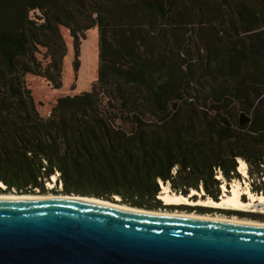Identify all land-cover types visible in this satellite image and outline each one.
Returning <instances> with one entry per match:
<instances>
[{
	"label": "trees",
	"instance_id": "obj_1",
	"mask_svg": "<svg viewBox=\"0 0 264 264\" xmlns=\"http://www.w3.org/2000/svg\"><path fill=\"white\" fill-rule=\"evenodd\" d=\"M61 26L98 28V79L43 117L26 75L60 86ZM239 159L264 193V0H0L5 191L45 193L59 173L67 195L151 210L169 206L160 180L218 200Z\"/></svg>",
	"mask_w": 264,
	"mask_h": 264
},
{
	"label": "water",
	"instance_id": "obj_2",
	"mask_svg": "<svg viewBox=\"0 0 264 264\" xmlns=\"http://www.w3.org/2000/svg\"><path fill=\"white\" fill-rule=\"evenodd\" d=\"M140 209L0 199V264H264V225Z\"/></svg>",
	"mask_w": 264,
	"mask_h": 264
},
{
	"label": "rangeland",
	"instance_id": "obj_3",
	"mask_svg": "<svg viewBox=\"0 0 264 264\" xmlns=\"http://www.w3.org/2000/svg\"><path fill=\"white\" fill-rule=\"evenodd\" d=\"M32 16L39 15V12H32ZM60 32L65 45V55L62 63V74L60 79V86H56L53 82L48 80L43 76H39L33 73H28L26 75V83L28 87L32 90V96L37 110L40 115L43 117H48L51 113L52 108L57 102V99L66 95H76L84 92H90L93 88L94 83L98 79V71H99V31L97 27L91 28L85 32L84 37H80L79 40L75 39L74 36L71 35L70 29L65 26L60 27ZM240 163V161H239ZM239 169V168H238ZM237 169V173L239 176L235 178L228 179L222 174V171L218 170L217 178H221V184L223 182L227 184L228 188L236 181H240L243 183V186L252 187V177H250L248 168L247 173L243 174ZM57 175L56 181L51 179L46 182V192L42 193L39 190H36V193H28V195L41 194V195H53L59 197L61 195H66L63 193V183L58 181L59 173ZM254 181H257L254 178ZM264 182V175L257 181ZM48 182H54L53 187L48 186ZM169 184V183H167ZM222 185H220L221 195L222 196L223 189ZM1 189L4 191L0 192V194H14L21 195L15 189L11 191H5L7 186L0 185ZM162 187V183H161ZM172 190V189H171ZM193 190V189H192ZM204 189L201 187L200 192L203 198L207 199L209 196H206V192H202ZM205 191V190H204ZM174 192V191H173ZM192 192V191H191ZM191 194V193H190ZM259 194H262L260 192ZM202 196L197 195V201ZM114 201L117 203L126 204L122 202V197L119 196V199L116 196L113 197ZM159 199H161L158 196ZM248 195L243 194L242 199L247 200ZM162 200V199H161ZM112 201V200H109ZM162 205H167L162 200ZM172 206V207H170ZM213 208V209H212ZM144 209V208H143ZM220 209V208H219ZM223 209V208H222ZM152 211H179L186 213H197L200 215H210V214H222L230 217H239L248 220H256L264 222V213L261 212H250V211H238V210H230L224 209V211L214 209V207H209L205 205H169L163 208L151 209Z\"/></svg>",
	"mask_w": 264,
	"mask_h": 264
},
{
	"label": "bare ground",
	"instance_id": "obj_4",
	"mask_svg": "<svg viewBox=\"0 0 264 264\" xmlns=\"http://www.w3.org/2000/svg\"><path fill=\"white\" fill-rule=\"evenodd\" d=\"M239 171L243 174L247 173L248 165L246 161L243 159H239ZM57 175H53V181H56ZM54 182H48L49 187L54 186ZM162 183V192L160 193L159 197L165 202L167 205H183V204H191V205H207L211 207H218L230 210H243V211H250V212H261L264 213V193L259 194L253 192L249 186L244 187L243 183L236 180L231 187L228 188L227 184L223 182L222 189L223 193L220 199L215 200L212 197H208L207 199L203 198V196L199 190L193 189L191 195H200L202 196L199 198L198 202L195 203V200L191 198L175 193L171 190L170 184H165L161 180ZM2 186H6L4 183L1 182ZM247 194V200L242 199V195ZM53 198H66V199H78V200H87L93 201L97 203H102L105 205H112L114 207H118L121 209H127L132 211H146L141 210L138 207L129 206L126 204L117 203V201H108L105 199L97 198V197H90V196H81L76 194L71 195H61L59 197L53 195H41V194H0V199H53ZM119 199V196H116ZM197 201V200H196ZM143 209V208H142ZM150 213H155L158 215H165V216H177V217H190V218H199V219H211V220H220V221H229V222H238V223H247V224H255V225H264L262 221L256 220H248L239 217H230L222 214H210V215H200L197 213H186V212H179V211H151Z\"/></svg>",
	"mask_w": 264,
	"mask_h": 264
},
{
	"label": "flooded vegetation",
	"instance_id": "obj_5",
	"mask_svg": "<svg viewBox=\"0 0 264 264\" xmlns=\"http://www.w3.org/2000/svg\"><path fill=\"white\" fill-rule=\"evenodd\" d=\"M183 205H187V204H183ZM203 206V205H202ZM205 206H207V205H205ZM209 207H211V206H209ZM213 209V208H212ZM214 209H218V210H221V211H224V208L222 209V208H218V207H214ZM228 210V209H227ZM238 211H243V210H238Z\"/></svg>",
	"mask_w": 264,
	"mask_h": 264
}]
</instances>
